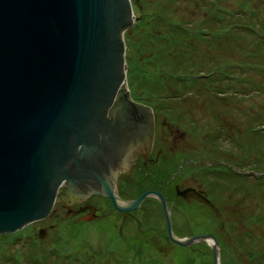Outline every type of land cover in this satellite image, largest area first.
Segmentation results:
<instances>
[{
    "label": "water",
    "instance_id": "1",
    "mask_svg": "<svg viewBox=\"0 0 264 264\" xmlns=\"http://www.w3.org/2000/svg\"><path fill=\"white\" fill-rule=\"evenodd\" d=\"M137 18L132 0H0V234L93 195L123 213L154 196L169 239L206 241L222 264L213 233H174L161 191L118 193L114 172L147 158L155 132L153 108L128 84L124 31Z\"/></svg>",
    "mask_w": 264,
    "mask_h": 264
},
{
    "label": "rangeland",
    "instance_id": "2",
    "mask_svg": "<svg viewBox=\"0 0 264 264\" xmlns=\"http://www.w3.org/2000/svg\"><path fill=\"white\" fill-rule=\"evenodd\" d=\"M132 2L135 15L140 17L124 31L127 77L129 78V73L140 70L141 73L136 74L145 73L144 77L149 84L142 87L136 80L138 91H134L129 86L131 95L152 100L155 92L156 94L177 93L174 80L179 79V83L188 81L187 86L192 88L181 93H193L192 96H185L176 101L170 99L171 104L174 103L172 105L174 108H170L169 111L158 106L160 101H153L159 118L168 114L171 118L181 119L180 128L189 135L183 134L179 140L195 143V175L199 179L195 183L202 182L203 188L208 193L207 197L217 205V210L208 209L201 214L198 201L184 205L178 203L179 208L174 207L172 213L173 227L174 221L179 225L180 230L187 232H197L201 228V223L213 226L215 232L212 233L219 238L221 246L220 259L228 264H235L238 259L243 262L248 247L244 248L241 243L247 246L253 237L256 244L250 245V249L264 246V183L258 186L253 182L259 172L248 165L249 156L244 153L246 149L240 150L239 145L241 141L243 144L246 143V132L249 128L260 126V130L253 134L255 138L249 140V145L252 157L257 158L259 165L264 167V157L260 151L264 150V127H262L264 60L258 65L255 63L249 65L247 61H243L249 57L247 51L252 48L251 42L256 40L257 31L240 29L241 38L238 41L241 42H237L232 37L228 25L216 30L209 28L207 24L204 27L203 25L208 22L211 27L218 28L219 25L229 22L233 11H242L241 8L247 4L264 8V0H132ZM216 8L224 10L225 16L216 13ZM143 18L149 21L148 24L139 23V19ZM176 20L180 22L176 23ZM175 27L184 28L187 33L183 30L184 35L179 38L181 40L179 46L177 43H172L176 45L169 47L165 43ZM150 29H152L151 34ZM173 40L175 33L172 36ZM259 49L264 53V45ZM256 65V70L250 69L251 66ZM217 66H229L231 70L228 71L229 73L217 72ZM213 69L216 71L214 74ZM213 76L221 80L210 84L208 79ZM231 78L234 79L227 80ZM203 82L206 84H202ZM225 82L236 83L237 86L235 88L225 86ZM211 87L213 89L207 91ZM220 89L224 91L220 92ZM237 90L240 91L236 92ZM187 99H193L194 102H189ZM177 110L184 111L180 113ZM192 119L195 122H192ZM161 122V126L166 125ZM155 124L158 122L156 121ZM191 133L195 137L190 136ZM215 136L219 139L217 146L213 142L217 139L211 140ZM142 157L140 155L132 162L129 171L114 172L115 176H119L118 193L124 198L128 195H123L121 186L126 182L131 181L130 186L136 182L135 176L127 175L133 174L135 165ZM221 159L227 160L230 165L234 164L233 172L251 175L244 179L243 184L214 176L215 174L210 172L215 170L231 172L228 168L220 167L218 162ZM238 162H242L239 167L236 166ZM203 172L213 176H203ZM124 176L128 180L122 181ZM154 178L158 183L160 182L158 176ZM251 183L260 190L255 189L256 191L251 192ZM133 185L131 188L134 187ZM100 203L103 212L110 211L107 209L106 198L103 197ZM56 206H60V203ZM115 210L113 209L109 217L82 222L81 218L67 215L66 210L60 208L59 214L33 221L13 233H4L11 234L8 239L14 241V244L5 245L4 251H8L10 255L2 252L3 247L0 249V264H31L26 246L30 238L39 237L38 234L43 229L46 231L39 242L43 247L40 251L42 256L48 253L52 255L58 250L64 257L78 258L80 254L91 257L90 262L95 259L94 255H97L105 264H117L116 259L118 262L123 260L125 264H214L211 246L206 241H196L188 246L166 238L165 218L156 197H148L138 209L132 210L131 216L118 215ZM255 214L263 216V219L255 220ZM200 219H203L202 222ZM70 251L72 253H68ZM64 257L58 264H67ZM17 258L19 261L15 263ZM90 262L87 261V264H91ZM241 262L239 261V264Z\"/></svg>",
    "mask_w": 264,
    "mask_h": 264
},
{
    "label": "flooded vegetation",
    "instance_id": "3",
    "mask_svg": "<svg viewBox=\"0 0 264 264\" xmlns=\"http://www.w3.org/2000/svg\"><path fill=\"white\" fill-rule=\"evenodd\" d=\"M178 22L180 21L176 20V23ZM182 29L183 28L181 27L180 28L175 27V29L173 30L174 32L173 33L170 32L172 34L168 38V41L166 43H177L179 46L181 44V40L179 39L181 38L179 32ZM151 32L152 29H150L149 33L151 34ZM174 33H175V40L172 41V36L174 35ZM161 41H163L162 38ZM192 94L193 93L186 94L181 92L179 93L164 92L159 94L155 93L154 99L152 100H150L149 98L141 99V96H133L134 99L138 101L144 100L143 103H146L153 108L155 115V122L157 121L158 124H155L153 144L151 146L147 158L142 157V159H139L138 163L135 165V171L133 172V174L127 175L133 177L135 176L134 179L136 180V182L131 184V186L134 184L133 185L134 187L131 188V186L129 185L131 181L129 183L126 182L125 185L121 186L123 188L122 190L123 195H128L125 197L127 198L137 197L146 190L156 189L161 191L167 197V203L169 207H172V213L174 212L173 211L174 207L179 208L180 205H184L187 203L190 204L191 202L197 203V201L198 202L201 201L202 203L210 206L213 210H217V205L207 197L208 193L206 192L205 188H203V183L202 182L201 183L198 182L197 184L195 183L196 181H199V179H197L196 177L197 175H195V143H190V142L187 143L182 140H179V137L180 138L183 137V134L189 135L187 134V131L185 132V130L180 128L181 119L179 117L171 118V116H169L168 114L167 115L164 114V117L159 118L157 107L155 109L154 101L157 102L160 101L158 106H162V108L165 111H169L170 108H174V106H172L174 105V103L171 104L170 99L176 101L185 96H192ZM187 101L190 102L193 101V99H187ZM189 104L193 105L194 103H189ZM177 111L183 113L184 110H177ZM161 121H163V123L166 125L161 126L162 125ZM191 121L195 122L194 119H192ZM190 136H194V134L191 133ZM218 163H223L226 166H231L230 163L225 159L219 160ZM157 176L160 179L159 183L154 178V177L157 178ZM203 176H213V175H209L208 173L205 174L203 172ZM125 178L126 177L124 178L122 177L123 179L122 181L128 180V178L126 179ZM125 187L127 190L125 189ZM103 197L104 196L102 195H93L89 197L87 201H83L79 204H74L72 206L71 212H69L67 215H72L74 217L81 218L82 222L109 217L113 209H116L115 211L117 212L118 215H122V214L130 215V216L132 215V210L126 213L119 211L114 206L113 202L109 197H104V198H106V202L108 204L107 209H110V211L103 212L104 209H102V205H100L101 199ZM148 197H154V196H148ZM148 197H146L144 201ZM206 198H208L209 200H207ZM178 203L181 204L179 205ZM160 206L162 208L161 204ZM56 214H59V211ZM89 214H92L93 217L88 220L84 219V217ZM173 229L177 235H181V236H189V235L197 234V232L195 231L187 232L186 230H180L179 225H177L175 221H174ZM166 231H167L166 238L170 241L171 239L168 238L169 234H168L167 226H166Z\"/></svg>",
    "mask_w": 264,
    "mask_h": 264
},
{
    "label": "trees",
    "instance_id": "4",
    "mask_svg": "<svg viewBox=\"0 0 264 264\" xmlns=\"http://www.w3.org/2000/svg\"><path fill=\"white\" fill-rule=\"evenodd\" d=\"M243 8H246V10H243ZM242 11H233L231 13V19L229 20V22L225 25H219L218 28H213L210 26V24L208 22H206L203 27L207 24L209 26V28L213 29V30H216V29H221L222 27H225L226 25H228L229 27V30L232 34V37H234V40L239 42L238 39L241 38V34H240V29H253L255 31L258 32L257 34V38L256 40H253L251 42V44H253L252 48L251 49H248L247 51V55L249 56L247 58V60H243V61H247L248 64L249 63H255L258 65V63H261L263 60H264V53H262L261 51H259V47L264 45V8H260L259 6L257 7H254L253 5H249L247 4V6H243ZM215 12L216 13H220L222 15V17H224V10L222 9H218L216 8L215 9ZM215 13V14H216ZM242 13V14H241ZM215 16V15H214ZM140 17V15H139ZM138 17V18H139ZM216 17V16H215ZM213 17L215 20L216 18ZM217 20H220V19H217ZM149 21H147V19H139V23H141L142 25H146L148 24ZM211 25H214L213 23H211ZM221 27V28H220ZM228 29V28H227ZM185 33H187L184 28L179 32L180 34V37L182 35H184V31ZM151 37V35H150ZM233 39V38H232ZM161 41V40H160ZM162 42V41H161ZM241 42V41H240ZM168 46H172V45H176V44H172V43H166ZM249 64V65H251ZM257 65L256 66H251L250 69L252 70H256L257 68ZM224 66V65H223ZM216 71L218 72H227L229 73L228 71H230L231 69H229L230 67L229 66H226V67H216ZM213 74L216 72L215 69H213ZM136 73H141L140 70H137L135 73H132L131 74L129 73V78H128V81H129V86H131V88L134 90V91H138V89L136 88V80L139 81L142 85V87L146 86L149 84V82L147 81V79L144 77L145 73L144 74H136ZM133 74H136V75H133ZM186 76V75H185ZM183 79V78H181ZM184 79H189V78H184ZM234 78H231V79H227V80H232ZM221 79H219V77H212L210 79H208L209 83L210 84H215L217 82H219ZM187 83L188 81H183V83H179V79H176L174 80V87L177 89L176 91L178 92H182L184 90H189L191 89L192 87L191 86H187ZM180 84H183V86H181ZM202 84H206L205 82H203ZM153 85H156V84H153ZM195 85H196V82H195ZM221 86V85H220ZM225 86H231L233 88H235L237 85L236 83H232V82H225ZM155 89H161V88H155ZM163 89V88H162ZM194 89V88H193ZM209 89H213L212 87L211 88H208L207 91H211ZM238 89V88H236ZM197 90V89H196ZM220 92H223L224 90L223 89H220L219 90ZM240 90H237L236 92H239ZM156 93V92H155ZM144 95V94H142ZM146 99L145 97H141V99ZM262 127H264V123H262ZM260 130V126H255L253 128H249V130H247L246 132V137H247V141L245 144H243V142L241 141V143H239L240 145V150L245 148L246 150H244V153L246 152V154L249 156V164L248 165H251L254 169H257V172H259L255 178L256 180L253 181L256 185L258 186H261L263 183H264V167L260 166L257 158H253L252 155L250 154L251 153V146L249 145L250 142L249 140H251L252 138L254 139L255 137L253 136L254 133H257L258 131ZM213 135H217V134H213ZM219 136V135H218ZM217 136V137H218ZM213 139H217L216 136L213 138H211V140ZM219 139L217 140H213L214 144L217 146V144H219ZM236 140V139H234ZM237 141V140H236ZM217 143V144H216ZM219 146V145H218ZM258 149V148H257ZM261 153L263 154V157H264V150H260ZM221 167L223 168H228L231 172H226V171H221V170H215L214 172H210L211 174H215V176H219V177H223V178H226V179H230L232 182H236L238 184H243V182L245 181L244 179L248 178V176H250L251 174L250 173H247L245 175H242L240 172H236L232 169H234V164L231 165V166H226L225 164L223 163H219ZM237 167L241 166L242 162H238L236 163ZM246 165V164H245ZM253 171V170H252ZM219 174H223V175H229V176H220ZM255 184L251 183L250 187H251V192L252 191H256V190H260L259 188H255ZM256 189V190H255ZM264 189V188H263ZM264 194V192H263ZM199 211H201V214H203V212H205L206 210L208 209H211L213 210L210 206L202 203L201 201L199 202V207H198ZM256 216L254 217L255 220L259 221L260 219L262 220L263 219V216L259 215V214H255ZM202 217V215H201ZM204 218V217H203ZM203 219H200V221L202 222ZM201 228L197 231V234L199 233H206V232H215L214 229L212 228L213 226H210L208 224H203L201 223ZM204 225V226H202ZM3 236H0V238H2V245H0V249H2L3 247V253H5L6 255H10V253H8V251H4V248H5V245H8V244H14V241H11L10 239H8V237L11 235V234H2ZM4 236L6 239H4ZM218 238V237H217ZM219 239V238H218ZM9 240V241H8ZM24 240H25V237H24ZM42 239L39 238L38 236L36 237H32L30 238V241L28 243V245L26 246L28 248V251H27V256H28V260H29V263L31 264H58L62 261L63 257L61 254H59L58 250L53 253L52 255L51 254H45L44 256L41 255L40 251L43 249V247L41 245H39V242L41 241ZM12 242V243H11ZM245 243V242H244ZM255 240L253 237H251V241L250 243L247 244V246H245L244 244L241 243V245L244 247V248H247L248 249L246 250V258L245 260H243V262H241V259L238 261L236 260L235 261V264H239V261L241 262V264H264V246H260L259 248H254L252 247L251 249L249 248L250 245H255ZM7 247V246H6ZM68 253H72V251L68 252ZM91 255V254H90ZM66 259V263L69 264V263H75V264H87V261L90 262V259L91 257H85L83 255H79L78 258L76 257H70V256H66L64 257ZM94 258L93 260H91V264H105L103 262H101L99 260V257L97 255H94ZM222 260V264H228L227 262L224 263L223 259L221 258ZM18 258L17 260H15V263H18ZM117 264H125L123 260H120L119 262L115 261Z\"/></svg>",
    "mask_w": 264,
    "mask_h": 264
}]
</instances>
